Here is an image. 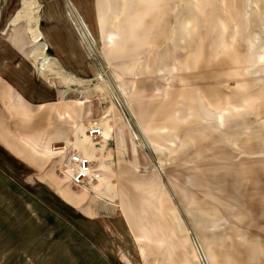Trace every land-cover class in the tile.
I'll return each instance as SVG.
<instances>
[{
    "label": "rangeland",
    "instance_id": "rangeland-1",
    "mask_svg": "<svg viewBox=\"0 0 264 264\" xmlns=\"http://www.w3.org/2000/svg\"><path fill=\"white\" fill-rule=\"evenodd\" d=\"M97 21L127 56L90 49ZM93 124L112 136L76 186ZM119 225L157 232L146 264H264V0H0V264Z\"/></svg>",
    "mask_w": 264,
    "mask_h": 264
},
{
    "label": "crops",
    "instance_id": "crops-1",
    "mask_svg": "<svg viewBox=\"0 0 264 264\" xmlns=\"http://www.w3.org/2000/svg\"><path fill=\"white\" fill-rule=\"evenodd\" d=\"M88 30L91 32L89 25L85 23ZM97 33L92 35L91 43L89 42L90 49L96 48L98 56L100 57H124L128 54H124L125 49H130L129 45L133 47V41H127V44L124 47V39H121L119 36H112V34L107 35L109 30L97 21ZM117 33V32H115ZM122 33V32H121ZM119 34V33H117ZM111 36V37H109ZM76 49L74 53L67 49L65 52L62 50L63 48L60 45H56L52 42L51 50L57 51V53H53L55 57L65 58V57H79L85 56L81 50L79 49L81 45L84 44L81 39H74ZM132 43V44H131ZM138 44V42L136 43ZM92 47V48H91ZM79 49V50H78ZM88 49V48H87ZM75 52H80V54L76 55ZM88 57V55H87ZM119 120V119H118ZM120 121V120H119ZM110 123V119H109ZM91 126V125H90ZM87 130V127H85ZM111 124L108 129L102 130V134L100 136V142L102 147L106 144V141L111 138ZM107 134H104V133ZM81 133L83 137L82 143L86 145L85 147L89 150V156L93 158V153L101 148L97 149L95 147V143L91 141L88 137V132L85 134L83 128H81ZM115 134V133H114ZM104 135V136H103ZM136 137V134H133ZM116 140L121 142V144L129 149V151L134 150V143L131 137L128 135L116 136ZM138 137V136H137ZM133 138V137H132ZM115 145V144H114ZM116 147V145H115ZM85 148V149H86ZM85 155L88 154L84 151ZM102 179H100L99 185L102 184ZM104 182V181H103ZM111 189L107 187V192L110 193ZM109 195V194H108ZM123 217V216H122ZM93 231L91 234H95L98 236L88 237L87 230V256L82 259L76 258H36L29 259L26 258V264H146L145 258L147 257L146 250H148L149 245H147V241H151L154 245L156 244V238H149L148 234H155L156 231L149 232L146 227L142 226H128V225H119V226H97L91 227ZM200 246V245H199ZM197 245H195V250L197 252ZM198 254V253H197ZM199 257V256H198Z\"/></svg>",
    "mask_w": 264,
    "mask_h": 264
},
{
    "label": "built area",
    "instance_id": "built-area-1",
    "mask_svg": "<svg viewBox=\"0 0 264 264\" xmlns=\"http://www.w3.org/2000/svg\"><path fill=\"white\" fill-rule=\"evenodd\" d=\"M102 133L101 128L93 124L88 128V134L92 136H100ZM70 171L68 176L73 185L81 186L84 181L89 178L91 173L90 159L82 153H73L69 156Z\"/></svg>",
    "mask_w": 264,
    "mask_h": 264
},
{
    "label": "bare ground",
    "instance_id": "bare-ground-1",
    "mask_svg": "<svg viewBox=\"0 0 264 264\" xmlns=\"http://www.w3.org/2000/svg\"><path fill=\"white\" fill-rule=\"evenodd\" d=\"M80 21V20H79ZM83 29V28H82ZM84 30V29H83ZM89 32H88V30H87V34H88ZM86 34V35H87ZM90 34V33H89ZM87 37L89 38V35H87ZM90 39V38H89ZM39 42H41V34H39V35H37L35 38H34V43L35 44H37V43H39ZM48 51V49H44L43 48V50H42V52H41V54L39 55V54H37V52H36V56H39V58H40V60H39V62L40 61H43V60H45V57H46V52ZM48 54V53H47ZM46 62V61H45ZM40 64V67L41 66H44V64H42V62L41 63H39ZM48 64V63H47ZM46 64V65H47ZM40 71H41V69H40ZM42 73H43V71H42ZM116 89H118L119 90V92L121 91L119 88H120V86L119 85H117L116 87H115ZM115 89V90H116ZM117 91V90H116ZM122 96H123V94H121ZM121 95L118 93V100H119V98L121 99ZM111 114L113 115V114H115L114 113V110H112V108H111ZM110 114V115H111ZM102 134V133H101ZM101 136V135H100ZM88 137L91 139V141H92V138L90 137V135L88 134ZM88 158H91L92 159V157H89L88 155H86ZM201 250V249H200ZM202 252V251H201ZM200 251H199V254H200V256H202ZM204 254V253H203ZM202 257H205V256H202ZM205 260H206V257H205ZM202 261H203V259H202ZM207 261V260H206Z\"/></svg>",
    "mask_w": 264,
    "mask_h": 264
}]
</instances>
